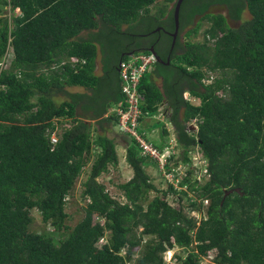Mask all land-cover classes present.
<instances>
[{
	"label": "trees",
	"instance_id": "trees-1",
	"mask_svg": "<svg viewBox=\"0 0 264 264\" xmlns=\"http://www.w3.org/2000/svg\"><path fill=\"white\" fill-rule=\"evenodd\" d=\"M175 1L0 0V264H164L173 247L185 253L171 264H199L210 252L215 264H264V0H182L176 36L153 33L174 31ZM245 9L251 17L232 27ZM141 18L156 26L132 35ZM145 35L148 43L159 36L165 51L140 49L153 48L160 61L139 78L136 132L152 143L146 117L158 116L148 131L159 128L163 139L172 125L180 151L163 171L180 180L167 189L146 171L156 159L109 109L129 106L117 68L130 43L95 73L104 42L109 51L118 36ZM74 86L91 93L67 89ZM102 123L114 136L97 131ZM116 133L132 170L116 184L123 199L97 179L118 164ZM153 143L162 150L163 141ZM89 163L83 215L70 226L67 197ZM179 163L188 166L183 175ZM33 209L51 231L30 229Z\"/></svg>",
	"mask_w": 264,
	"mask_h": 264
},
{
	"label": "rangeland",
	"instance_id": "rangeland-1",
	"mask_svg": "<svg viewBox=\"0 0 264 264\" xmlns=\"http://www.w3.org/2000/svg\"><path fill=\"white\" fill-rule=\"evenodd\" d=\"M159 2H163V0H159ZM170 5L172 6V3ZM1 8L6 9V7H3V6H1ZM156 10H157L156 7H152V12L153 13ZM209 11H211V12H221V13L226 14V11H225V9L222 6H213V7H211V9ZM150 14L152 15V13H150ZM247 18H249V14H248L247 11H245L242 14V20H245ZM198 20H199V17H197V19L195 21H198ZM228 22H229V24L232 27L237 26L240 23V22H234V21L232 22V20H230V19H229ZM155 26L156 25H155V23L153 21H150V20H148L146 18H141L137 22V24L134 26L133 32L131 34L132 35H135V34H139V35L142 34L143 35V34H146V32L148 30H150L151 28H153ZM124 27L125 26H123V28ZM203 28L204 27L202 26V28L200 29V32H202L201 30H203ZM186 29L187 28H185L184 31ZM153 30L154 29H152L151 31H153ZM87 34H88L87 31L86 32L85 31L81 32V35L84 36L85 38L87 37ZM133 37L134 36H132V38L130 39L131 42L127 43V39L122 40V37L118 36V39L120 41L115 40V41H112V42L108 43V44L113 43L115 46H117V48L114 49V47H110L109 51L106 50V42H104V44L102 45L101 50L99 49L100 46H98L99 47L98 48L99 51H98V56L96 57V61H97L96 62L97 63L96 73H99L101 71V68H100L101 60L103 61V64H104L105 68L106 67H110L113 64V62L115 61V59L117 58L118 52L123 51V49H121V48H124V49L128 48L129 43H130V46L132 45V43L134 42V41H132L134 39ZM159 80L160 79H158V84H159ZM69 89L72 90L73 88H69ZM73 90H75V89H73ZM78 90H82V89H78ZM55 96H56L55 98H57V99L60 98L61 99V97H60L61 95L60 94H57ZM187 98H189V95H188ZM156 119H158V116L157 115L153 116L152 120H156ZM153 122L151 124H153ZM141 125H142L143 129H145V131H148V128L145 126L144 123L141 124ZM170 126H172V125L171 124L169 125L167 123V128L169 130V133H168L169 135L168 136L172 137V139H174L175 135L173 133V130L170 129ZM61 128L62 127L60 126V128L57 130V132H59L61 130ZM97 131L99 133H103L105 135L108 134L110 136H114L109 129H106V124H104L103 128L97 127ZM151 132L152 133L149 132L147 134V137L152 142L154 141L155 143H161L163 141V138L158 136L159 128H156V129L152 130ZM52 136H54L57 139V135H56L55 132H53L51 134L50 138ZM121 139L125 140L126 139L125 135H123V134L121 135V133H118V134L116 133L115 140L119 144L117 146V154H118V160H119L118 164L116 165V167L110 166L109 167V171L107 173L104 172L97 178L101 183H103L106 186L107 190L111 193V195L116 197L117 199H123V197L121 196V192L117 188L116 184H119V183L127 181L132 175L131 168L125 162V158H124L125 149H124V146H123V141H121ZM172 139L169 141V143L174 145V150H172V148H171L170 151H172L173 153L177 152V155H178L179 154L178 152L180 150L176 147V144L174 143V141ZM199 157H200L199 154L193 152L191 159H192V166L194 168H198L200 166V164L203 163V161H201V159ZM89 165H90V163L83 169L82 174L77 178V180H76V182L74 184V187L71 190V193L67 197L65 211L68 213L69 218H68V220L66 222L70 226H73L81 218V216L83 215L82 207L85 205L86 201L84 199H82V195H81L82 182L87 177ZM187 167H188L187 165L181 163L179 165L178 169H177L179 174L183 175L184 171H185V169ZM146 171L149 174V176L151 177V180L153 181V183L158 188L167 189L168 180H166V178L161 174V172L159 171L157 165H154V164L148 165L146 167ZM196 172L195 173L199 175V172L197 170H196ZM206 178H207V176H204V177L200 176V179L199 178L198 179L200 181H204ZM178 180H180V177L178 178ZM174 181H176V180H174ZM151 195H153V193H151ZM177 196H178V194L172 193L171 196L169 197V201H170V203L172 205L175 204L174 202H172L173 201L172 198L176 199ZM31 214H32L33 219H34L32 224H31V226H30L31 230L36 231V232H42V231L47 232V231H51L53 229L50 225L44 226L42 224L41 219H40V214H39V212L36 209H33ZM189 214L197 216L195 212H189ZM176 253L177 254H184L185 250L182 249V248L173 247L172 249L166 251L164 253V264L176 263L175 257L173 255V254H176ZM213 254H214L213 252H210L208 256H206V257L201 259L199 264H215L214 261H213V256H214Z\"/></svg>",
	"mask_w": 264,
	"mask_h": 264
},
{
	"label": "built area",
	"instance_id": "built-area-1",
	"mask_svg": "<svg viewBox=\"0 0 264 264\" xmlns=\"http://www.w3.org/2000/svg\"><path fill=\"white\" fill-rule=\"evenodd\" d=\"M155 61V58L152 54L150 55H138L133 57L128 62H122L121 65V75L125 82L122 89L126 94L127 101L129 106L127 110H118L119 115V125L120 127L131 134H133L136 139L140 142V146L143 148V153L148 152L152 156L159 157L156 150L152 147L151 144L146 143L136 134V125L138 124V96L136 94V83L139 76L143 73L146 66ZM51 143L56 142V138L52 136L50 138ZM160 168L162 170V175L166 177L169 182H172L174 185L177 183L178 178L174 179L172 173L163 171V165L165 163V158L162 155L158 158ZM176 180V181H174Z\"/></svg>",
	"mask_w": 264,
	"mask_h": 264
},
{
	"label": "clouds",
	"instance_id": "clouds-1",
	"mask_svg": "<svg viewBox=\"0 0 264 264\" xmlns=\"http://www.w3.org/2000/svg\"><path fill=\"white\" fill-rule=\"evenodd\" d=\"M176 2V1H175ZM213 6H220V5H213ZM213 6H211V7H213ZM245 11H247L248 12V10L247 9H245L244 11H243V13L245 12ZM242 13V14H243ZM248 14H249V12H248ZM226 15V14H225ZM241 17H242V15H241ZM251 16H250V14H249V18H250ZM249 18H247V19H249ZM229 21V20H228ZM241 22L242 21V18L241 19H239V20H232V22ZM229 23V22H228ZM235 27V26H234ZM177 30H178V28H177ZM174 32V31H173ZM172 32V33H173ZM172 33H170V35H172ZM177 34V33H176ZM183 32L181 33V36H180V39H179V42L180 43H182L183 41H184V38H183ZM176 36V35H175ZM174 39H173V41H172V46H171V48L173 47V45H174ZM181 51V50H180ZM155 52V51H154ZM154 52H152V51H150V53L148 54V55H150V54H152L153 56H154V58H155V61H157V54H156V52L154 53ZM126 55L128 56V59H126V60H120L119 61V63H118V68H117V71L119 72V74H120V77H122V75H121V63L122 62H128L129 60H131L133 57H135V56H138V55H144L142 52H140V50H138V52H136L135 50H131V49H129L127 52H126ZM153 63V62H152ZM151 64V63H150ZM147 67V66H146ZM146 71V68H145V70L143 71V73ZM142 73V74H143ZM141 74V75H142ZM140 75V76H141ZM140 76H139V78H140ZM139 78H138V81H139ZM123 79V78H122ZM207 80H209V79H207ZM138 81H137V83H136V94H137V96H138V92H137V84H138ZM122 84L124 85L125 84V82H124V80H123V82H122ZM123 85H122V87H123ZM121 87V88H122ZM122 92L124 93V95H125V97H126V94H125V92L123 91V89H122ZM126 99H127V97H126ZM138 99H139V96H138ZM114 110H116L117 112H118V110H121V109H118V108H115L114 107ZM118 114V113H117ZM170 125V124H169ZM172 126H170V129L172 130ZM187 128L189 129V130H194V129H196L197 128V126H196V123H195V121H191V122H189L188 123V126H187ZM169 133V132H168ZM136 134H137V132H136ZM148 133L146 132V135H147ZM138 135V134H137ZM169 135V134H168ZM166 136V137H164V139H163V146H162V150L161 151H159L158 149H156L155 148V146L153 145L154 143L152 142H148V141H146V140H144V139H142V137H140L139 135V137L143 140V141H145L146 143H148V144H151L152 145V147L156 150V152H157V155L160 157V155H162L163 156V158H165V163H164V165H163V168L164 167H166V165H167V162H168V158L170 157V154H172L173 152L172 151H170L171 150V148H172V150H174V145L173 144H171V143H169V141L172 139V137H169V136ZM136 138V137H135ZM137 141H138V139H136ZM173 141H174V143L176 144V146H177V141H176V139L174 138V139H172ZM139 142V141H138ZM140 143V142H139ZM173 146V147H172ZM146 153H148V152H146ZM177 153V152H176ZM197 153V152H196ZM149 154V153H148ZM198 154V153H197ZM148 157L149 158H155L156 160H155V162H156V164H157V166H158V169H159V171L161 172L162 170H161V168H160V164H159V160H158V158L159 157H156V156H152V155H148ZM200 158V157H199ZM201 159V158H200ZM201 161H203L202 159H201ZM181 163H179L176 167H174L175 169L174 170H176V171H178L177 169H178V167H179V165H180ZM202 164V163H201ZM161 174H162V172H161ZM199 174H201L200 172H199ZM171 183V182H170ZM172 249V248H171ZM168 250H170V249H168ZM168 250H166V251H168ZM165 251V252H166ZM164 252V253H165ZM164 253H163V258H164ZM174 255V254H173Z\"/></svg>",
	"mask_w": 264,
	"mask_h": 264
},
{
	"label": "flooded vegetation",
	"instance_id": "flooded-vegetation-1",
	"mask_svg": "<svg viewBox=\"0 0 264 264\" xmlns=\"http://www.w3.org/2000/svg\"><path fill=\"white\" fill-rule=\"evenodd\" d=\"M154 30L152 31L153 33H158V35H160L161 33H165L166 35L170 34L171 31L170 30H167L166 28H164L162 25H159L155 28H153ZM144 36V35H143ZM148 37V36H147ZM146 35H145V39H139L137 41H134L132 43V45L130 46V49L131 50H135V51H138L140 49H143L144 47L145 48H149V47H154L156 48L157 51H160V52H164V46L162 44V42L159 39V36H158V39L157 40H152L151 43H148V40H146ZM146 44H149V46H146ZM156 45V47H155ZM168 57V56H167Z\"/></svg>",
	"mask_w": 264,
	"mask_h": 264
},
{
	"label": "crops",
	"instance_id": "crops-1",
	"mask_svg": "<svg viewBox=\"0 0 264 264\" xmlns=\"http://www.w3.org/2000/svg\"><path fill=\"white\" fill-rule=\"evenodd\" d=\"M97 56H98V54H97ZM98 59V58H97ZM97 62V61H96ZM96 67H97V63H96ZM96 67H95V73H96ZM100 68H101V64H100ZM96 74H98V75H102V68H101V71L99 72V73H96ZM69 88H73V89H75V90H71V89H69ZM70 92H76V93H78V92H80V93H87V94H90L91 93V90L90 89H86V88H83V87H77V86H74V87H68L67 88ZM78 89H82V90H78ZM84 89V90H83ZM110 96H111V94H110ZM112 98V97H111ZM113 100V99H112ZM112 102V101H111ZM110 110H114V107L113 106H110V108H109ZM107 115V113H105L104 114V116H106ZM153 119V117H146L145 118V120L142 122V124L144 123L145 124V126L147 127V128H149V126H151L150 124L153 122V121H155V120H152ZM150 123V124H149ZM104 124H106V123H102L101 124V126L99 125H97V127H99V128H103V126H104ZM152 130H149V131H146L147 133H152L151 132Z\"/></svg>",
	"mask_w": 264,
	"mask_h": 264
},
{
	"label": "water",
	"instance_id": "water-1",
	"mask_svg": "<svg viewBox=\"0 0 264 264\" xmlns=\"http://www.w3.org/2000/svg\"><path fill=\"white\" fill-rule=\"evenodd\" d=\"M181 2H182V0H176L175 6H174L173 16H174V22H175V29H174V32L172 33V36L173 37H175V35L177 33V28H178V12H179V7L181 5ZM149 50L152 51V52H154L153 48H150ZM157 61H160L159 56H157Z\"/></svg>",
	"mask_w": 264,
	"mask_h": 264
}]
</instances>
